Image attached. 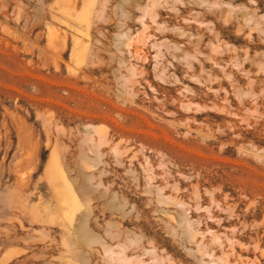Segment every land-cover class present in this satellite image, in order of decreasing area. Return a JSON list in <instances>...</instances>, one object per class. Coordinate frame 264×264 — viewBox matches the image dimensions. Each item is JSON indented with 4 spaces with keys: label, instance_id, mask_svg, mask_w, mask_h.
Listing matches in <instances>:
<instances>
[{
    "label": "rangeland",
    "instance_id": "obj_1",
    "mask_svg": "<svg viewBox=\"0 0 264 264\" xmlns=\"http://www.w3.org/2000/svg\"><path fill=\"white\" fill-rule=\"evenodd\" d=\"M0 264H264V0H0Z\"/></svg>",
    "mask_w": 264,
    "mask_h": 264
}]
</instances>
